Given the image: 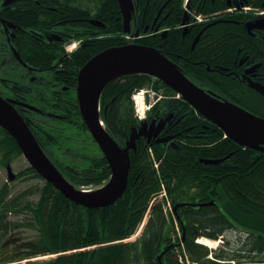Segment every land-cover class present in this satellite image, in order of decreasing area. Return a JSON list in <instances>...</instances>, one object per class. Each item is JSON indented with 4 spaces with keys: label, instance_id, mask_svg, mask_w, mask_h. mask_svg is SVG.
Here are the masks:
<instances>
[{
    "label": "trees",
    "instance_id": "obj_1",
    "mask_svg": "<svg viewBox=\"0 0 264 264\" xmlns=\"http://www.w3.org/2000/svg\"><path fill=\"white\" fill-rule=\"evenodd\" d=\"M173 1L178 6L183 2ZM140 2L144 5L147 0ZM75 6L62 2L60 20L70 19L74 13L77 17H83L85 10H90L93 11L94 20L103 23L104 28L72 24V27L88 28L94 33L80 35V31L74 30L72 40H81L79 47L61 63L65 73L50 76L52 84L66 86L69 94L57 98L51 89L44 87L35 101L38 106L52 104L56 111L67 112L77 126L86 131L78 105L71 97L78 69L98 52L126 44L124 36L129 31L123 30L117 0ZM51 21H57L53 13L45 18L44 24ZM178 22L176 18L172 20V23ZM21 41L24 43L22 39L14 43L17 49L22 46ZM147 44L153 46L150 42ZM62 45L43 51V48L37 49L30 42V50L26 51L24 57L30 67L41 72L51 71L49 66L53 60L64 55ZM179 51L177 54L182 55L185 49ZM19 54L22 56L23 50H19ZM203 87L264 118V99L254 92L249 91L250 95L245 93L240 98L241 102H235L232 85L226 81L218 82L217 86L207 83ZM144 88L162 95L161 100L151 108L150 115L165 116L172 112L175 119H179L172 131L179 133L175 144H146L142 140L136 150L130 152L128 182L123 196L104 209L75 205L50 183L44 182L34 169L27 167L21 170L16 179H39L43 185L32 192L39 194L36 202L25 200L28 192L8 199L7 186L0 188V264L53 255L54 258L27 264H178L168 252L161 262L157 257L174 237L175 241L180 242L184 232L183 249L192 263L264 264V153L242 148L210 124H206L205 130L199 124L191 132L196 137H183L186 128L196 125V116L186 102L177 99L169 88L147 75H127L115 79L102 92L101 119L119 145L124 144L130 129L137 125L131 96ZM27 102L31 103L30 97ZM24 118L30 126L28 117ZM30 128L46 156L75 188H97L108 180L110 172L102 156L81 152L79 158L82 162L66 163L64 159L55 158L53 151L38 137L36 129ZM20 155L15 141L0 128V166L12 163ZM199 159L223 161L217 165H205ZM159 195L162 197L157 201ZM210 201H214V205H185L178 206L175 213L164 211L167 202L172 208L184 202ZM9 215L23 218L12 221L8 219ZM145 217L147 221L141 235L135 241L127 242L135 235ZM18 228L32 231L34 238L19 242ZM231 231H235L238 237L234 241L235 246L227 250L213 251L195 242L198 237L216 241ZM7 236L11 237V246H6L9 243ZM94 246L99 247L86 250Z\"/></svg>",
    "mask_w": 264,
    "mask_h": 264
},
{
    "label": "flooded vegetation",
    "instance_id": "obj_2",
    "mask_svg": "<svg viewBox=\"0 0 264 264\" xmlns=\"http://www.w3.org/2000/svg\"><path fill=\"white\" fill-rule=\"evenodd\" d=\"M101 1L103 2V0H0V97L9 101L22 116L28 112L24 104L28 103L29 93L31 94L29 83L38 80V75L42 73L39 69L30 67L24 57L26 51L30 50V42L34 43L37 49L43 48V51L46 48L56 49L60 44L71 40L74 30L80 31V35L94 33L88 28L72 27V24L104 28L102 25L91 24L90 21L94 18L93 11L90 10L89 12L85 10L83 17H77L74 13L72 18L65 21L60 20L59 14L62 2L75 4L77 8L78 4L101 3ZM153 1L151 3V0H147L143 5L140 0H131L135 4L131 21V26L135 30L130 31V36L138 34L136 37H131L134 45L150 48L151 46L147 44L150 42L154 49L167 54V58L191 83L209 94L219 96L220 98L217 99L227 100L212 89L203 87L204 84L211 83L217 86L218 82L226 81L232 85L235 102H241L240 98L245 96V93L250 95L249 91L264 99V96L252 87L258 85L264 88V0H189L187 2L183 0L180 6L173 0ZM50 13H53L57 21L44 24L45 18ZM174 18L180 23H172ZM122 26L123 30H126L124 19ZM19 39L24 40V43L21 41L22 46L17 49L14 43ZM181 48L185 51L179 55L177 52H180ZM19 50H23L22 56ZM68 57L64 54L60 58H55L49 68H55L53 73L60 71L56 68H62L61 63ZM5 70L6 74H4ZM9 70H13L12 78L7 75ZM22 70L25 72L22 73ZM31 73L33 78L29 76ZM16 74L18 78L14 79ZM35 108L29 112L50 117L49 113L41 111L38 107ZM190 111L196 116L197 123L186 128L183 137H196L195 134L191 135V132L199 124L202 130L207 128L206 124L214 126L193 109ZM160 119L154 116L145 122L146 133L137 138L136 145L142 140L147 144L172 145L179 134L172 133L174 123L179 119L173 120L172 117L163 128L159 129H156L157 125L150 126L154 122L161 121ZM134 127L142 130L143 125ZM149 131L150 135H148ZM187 132L190 134L187 135ZM167 137L171 139L162 143L161 140ZM186 203L175 205L170 210L177 211L178 206H185ZM201 239L205 238H198L197 242L204 245ZM171 240L163 249H166L165 253L168 252L173 261L179 263L176 249L182 248L183 244Z\"/></svg>",
    "mask_w": 264,
    "mask_h": 264
},
{
    "label": "water",
    "instance_id": "obj_3",
    "mask_svg": "<svg viewBox=\"0 0 264 264\" xmlns=\"http://www.w3.org/2000/svg\"><path fill=\"white\" fill-rule=\"evenodd\" d=\"M118 3L128 31L132 2L118 0ZM92 24L99 25L96 22H92ZM134 74L153 76L161 80L230 140L239 146L264 153V118L257 117L231 103L221 102L213 96L211 97L206 91L188 81L159 51L135 45L111 47L101 51L85 63L77 75L76 94L82 120L102 152L110 170V180L101 189L84 192L72 186L46 157L15 108L9 101L1 97L0 127L15 140L29 166L66 199L88 209L106 208L114 204L125 192L130 168L128 150L134 148L135 139L146 131L143 128L136 134V130L133 129L126 148H120L101 125L99 99L109 82ZM252 87L264 96L263 87L258 85ZM27 107L34 109L31 106ZM148 135H150V131ZM168 139L170 138L161 141ZM221 161L201 160L205 164H218ZM7 172L8 179L14 180L15 175L9 166ZM212 204L213 202H210L197 204V206ZM193 205L195 206V204Z\"/></svg>",
    "mask_w": 264,
    "mask_h": 264
},
{
    "label": "rangeland",
    "instance_id": "obj_4",
    "mask_svg": "<svg viewBox=\"0 0 264 264\" xmlns=\"http://www.w3.org/2000/svg\"><path fill=\"white\" fill-rule=\"evenodd\" d=\"M79 42H81V40ZM77 44H78L77 41H71L69 43L63 44V47L65 46L66 52L70 53L76 49ZM13 70H9V72L7 74L9 77L11 76L10 78H12V73H13L12 71ZM21 72L24 73L25 70H22ZM6 73H7V71L4 74H6ZM17 74L14 75V79L18 78ZM29 76H30V78H33L32 73ZM39 76H40V78L38 80H36L35 82L30 81V83H29V85L31 86L30 87L31 88V94L29 93V97L31 100L30 104H32L35 107L41 108L40 110L45 112V113H49L50 117L49 116L48 117L43 116L40 113H39V115L35 114V113H31V115L26 116V117H28V119L31 122L30 126H32V128L36 129V132L38 133V137L42 138V141L44 142V144L47 145L48 149L53 151V155L55 158H59L60 160L64 159V161L66 163H72L73 161L74 162H82L79 158L80 157L79 154L81 152H84V154L89 153V154L95 155L97 157L102 156L100 150L98 149L97 145L93 142V140L91 139V136L88 134V132L81 130L77 125L74 126L70 122L63 120V118H61L60 115H57L56 113H52L48 109L47 104H46V106H38L36 104L35 97L40 95L41 88L44 85H45L44 87H46L47 89H53V91H56V89H54V87L57 88V86L53 87V84L51 82V77L49 74L44 73V74L39 75ZM48 76H49V78H48ZM72 91L74 92V90H72ZM66 92H68V89H64V90L59 89V90H57L56 93H62V94H64L63 96H67L69 94V92L68 93H66ZM146 96H147L146 99L149 102L148 105L150 107L154 103L153 101L155 100V97L151 92H147ZM140 108H141V106H140ZM143 109L146 110L145 108H143ZM51 114H52V116H51ZM77 122L79 124V121H77ZM27 167H28V163L21 156L16 158L10 164V168H11L12 173L14 175H17L21 170H24ZM3 185H6L8 188V192H9L8 199H11L12 197H14L16 195L22 194L23 192H28L26 194V196L24 197L25 200H29L30 202H36L38 197H39V194L38 193H32V192H34V190L36 191V189H39V187H41L43 185V181L39 180V179H25V178H19V179H14L13 181H9L7 178V172H6L5 166H0V188ZM82 188H84L85 190H95L96 189V188H92V187H82ZM161 197L159 196L157 198V201H160ZM165 208H167V206ZM22 218L23 217L19 216V215L18 216H10L9 215V217H8V219L12 220V221L22 220ZM146 221H147V218L145 217L144 220L142 221L141 225L139 226L137 232L135 233V235L132 236L131 238L127 239L126 240L127 242H133L141 235L142 229H143ZM17 233L19 234L17 236V238H19V240H18L19 242L31 240L34 238L33 237L34 233L32 231H28L25 228H18ZM10 234L8 236H10ZM8 236H7V241H9V243H6V246L9 244L11 246V243H12V242H10L11 237L8 238ZM176 236L178 238L180 236V232ZM173 237H174V233H173ZM237 237H238V234L235 231L234 232L231 231V232H227L225 234L223 240H219L216 242L207 241L205 239H201V240L203 242L207 243V245L203 243L204 244L203 246H206L207 248H209L211 250L219 249L220 251H223V250H227L229 248H233L235 246L234 241L237 240ZM175 239H176V237H174V240ZM197 240L195 242H197ZM97 247H99V246L86 248V250H92V249H95ZM180 249H181L180 247H177V249H176V253L182 257V258L180 257L178 259L179 264H190V263L184 262V257H183L182 251H180ZM83 250H85V249H83ZM54 257H55L54 255L53 256H45V257L31 259L30 261L31 262H35V261L40 262V261L48 260V259H51ZM25 262L26 261H23L19 264H27ZM231 264H238V263L233 262Z\"/></svg>",
    "mask_w": 264,
    "mask_h": 264
},
{
    "label": "bare ground",
    "instance_id": "obj_5",
    "mask_svg": "<svg viewBox=\"0 0 264 264\" xmlns=\"http://www.w3.org/2000/svg\"><path fill=\"white\" fill-rule=\"evenodd\" d=\"M130 2H131V0H130ZM199 19H200V17H199ZM126 28H127V26H126ZM138 35V34H137ZM137 35H132L131 37H136ZM135 46H138V45H135ZM141 47V46H140ZM143 47V46H142ZM146 48H148V47H146ZM134 75H143V74H134ZM127 76V75H126ZM148 76V75H147ZM151 77V76H150ZM121 78V77H120ZM137 101H138V99H137ZM140 106H141V108H142V105H141V103H140ZM13 107V106H12ZM141 113H143V110L141 109ZM144 118H145V114L143 115V117L142 118H140V120H144ZM213 124V123H212ZM1 128V127H0ZM2 129V128H1ZM3 130V129H2ZM4 132H6L5 130H3ZM90 136H91V134H90ZM129 161H130V158H129ZM213 165H217V164H213ZM85 192V191H84ZM184 238H185V235H184V233H183V236H182V239H181V241H180V244L182 245L183 244V242H184ZM198 238H200V237H198ZM197 238V239H198ZM202 238V237H201ZM196 239V240H197ZM206 239V238H205ZM195 240V241H196ZM179 244V245H180ZM204 244H206L207 245V243L206 242H204Z\"/></svg>",
    "mask_w": 264,
    "mask_h": 264
}]
</instances>
